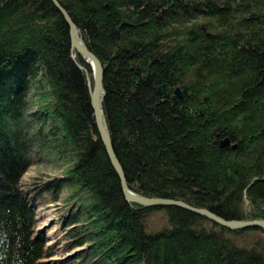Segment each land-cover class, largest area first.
Here are the masks:
<instances>
[{
	"label": "trees",
	"instance_id": "obj_1",
	"mask_svg": "<svg viewBox=\"0 0 264 264\" xmlns=\"http://www.w3.org/2000/svg\"><path fill=\"white\" fill-rule=\"evenodd\" d=\"M58 1L101 63L129 189L264 220V0ZM83 69L91 81L51 0H0V264H264L259 227L126 201ZM41 163L64 168L18 184ZM62 191V234L48 244L35 211ZM59 243L74 251L47 260Z\"/></svg>",
	"mask_w": 264,
	"mask_h": 264
},
{
	"label": "water",
	"instance_id": "obj_2",
	"mask_svg": "<svg viewBox=\"0 0 264 264\" xmlns=\"http://www.w3.org/2000/svg\"><path fill=\"white\" fill-rule=\"evenodd\" d=\"M52 4L59 10L61 16L64 18L68 28H69V39H70V48L72 50H76L78 54L83 58L85 61L90 64V72H91V81L90 77L88 75V72L86 69H83L85 72V78H86V84L88 86V95L90 96V106L92 108V116L94 117L95 121V128H97L99 137L103 143L104 150L106 151L108 161H110L114 171L117 173L119 183L121 184L122 194H124L125 199L128 201H135L140 205L145 206H155V205H161V206H167V205H174L179 206L187 211H191L193 213H196L198 215H203L207 217L211 222L213 221L216 224H219L220 226H225L228 229H235V228H246V226H252V227H259L264 232V220L261 218L257 219H225L224 217H220L216 213H213L209 211L208 209L204 207H196L192 204L185 203L184 201L178 199H172V198H161V197H148L143 196L139 193H136L135 191H131L128 188V185L126 183L125 175L122 170L121 163L118 161L117 156L115 154V151L112 147V142L109 136V129L106 125L105 116H103L102 111V105L101 101L103 98V92H102V66L100 61L96 58V56L87 49V47L84 44L83 39L79 36V30L76 27L73 19L68 15L67 11L63 6L60 5L58 0H51ZM73 57V55H72ZM78 67L81 68L80 65ZM178 96H180V91L178 88H175L174 90ZM228 143V140L226 138L222 139L220 141L221 145H226ZM235 144H231V147H234Z\"/></svg>",
	"mask_w": 264,
	"mask_h": 264
},
{
	"label": "rangeland",
	"instance_id": "obj_3",
	"mask_svg": "<svg viewBox=\"0 0 264 264\" xmlns=\"http://www.w3.org/2000/svg\"><path fill=\"white\" fill-rule=\"evenodd\" d=\"M64 167H60L59 169H55L52 166H47L44 164H39L38 166L30 165L27 167L21 174L18 184H22L24 182H28L32 175H42L45 176H53V174L61 171ZM41 176V175H40ZM66 191H62L59 195L60 199L54 203L46 202L43 206H38L35 211L36 216V229H40L44 232L46 237V243H53L58 236L62 234V230H60L58 219L59 211L61 210L62 199L64 198ZM148 225L152 226L153 228H159L162 226H166V217L163 214V211L157 209L155 212L151 213L148 217ZM248 239V233L246 232L243 236H240L238 239L239 242H243V240ZM58 249L56 254L46 258L47 260L63 258L67 256L68 253H72L74 250L68 251V253H63L60 251L61 243L58 245Z\"/></svg>",
	"mask_w": 264,
	"mask_h": 264
},
{
	"label": "bare ground",
	"instance_id": "obj_4",
	"mask_svg": "<svg viewBox=\"0 0 264 264\" xmlns=\"http://www.w3.org/2000/svg\"><path fill=\"white\" fill-rule=\"evenodd\" d=\"M74 56V55H73ZM90 65V64H89ZM124 175H125V173H124ZM126 179V178H125ZM128 185V184H127ZM129 188V187H128ZM124 195V194H123ZM163 198V197H162ZM126 201H128V200H126ZM130 202H132V201H130ZM133 203H135V204H137V205H139L137 202H135V201H133ZM155 206H157V205H155ZM155 206H153V207H155ZM158 206H161V205H158ZM205 217V216H204ZM207 218V217H206Z\"/></svg>",
	"mask_w": 264,
	"mask_h": 264
}]
</instances>
